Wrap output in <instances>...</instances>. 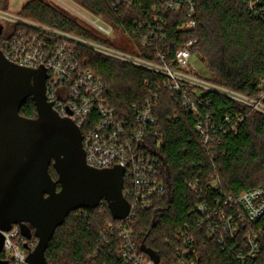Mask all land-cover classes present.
Instances as JSON below:
<instances>
[{
  "label": "trees",
  "instance_id": "obj_1",
  "mask_svg": "<svg viewBox=\"0 0 264 264\" xmlns=\"http://www.w3.org/2000/svg\"><path fill=\"white\" fill-rule=\"evenodd\" d=\"M76 1L110 23L116 37L127 43L129 50L115 45L92 25L48 0L25 2L20 15L149 60L155 59L158 48L167 51L172 58L178 46L189 39H197L193 54L215 81L251 97L259 93L258 83L264 76V19L252 17L243 0H196L198 25L195 31H176V25L182 19L176 13H170L165 42L152 41L146 46L132 37L133 24L135 20L144 18L145 8L155 0H144V9L124 7L118 11L113 10L107 0ZM8 5L9 0H0L1 9L8 10ZM18 27L16 25L15 29ZM2 36L0 30V41ZM78 50L87 60V67L103 79L108 100L126 126H136L134 108L145 102L151 90L158 93L154 115L162 144L157 146L158 137L151 129L143 148L159 157L160 176L165 189L163 195L154 197L151 208L140 210L133 220V233L141 244L140 252L144 253L142 244L145 243L159 254L162 264H171L176 247L186 237L193 239L199 264H264V243L255 257L240 262L235 253L230 249L222 250L217 240L198 226L200 214L196 206L200 200L187 185L188 180L198 178L201 185L207 187L217 172L227 193L238 194L246 189L264 187V114L251 112L237 134L227 135L219 144L209 148L202 143L196 131L195 118L184 108L180 95L158 86L165 75L91 47L79 46ZM203 98L209 101L203 110L210 112L215 122H223L228 114L249 111L246 105L217 92L210 91ZM20 113L26 117L37 116L31 97L25 101ZM50 172L57 179L58 174L52 165ZM208 192L218 193L211 189ZM116 221L118 219L113 217L105 200L96 208L71 212L49 243L47 263L125 264L121 256V239L114 236L108 244H103L101 239L107 224ZM259 224L264 225V216ZM32 232V237L37 239L33 228ZM239 240L244 247L243 232ZM239 247L231 243L233 251Z\"/></svg>",
  "mask_w": 264,
  "mask_h": 264
},
{
  "label": "built area",
  "instance_id": "obj_2",
  "mask_svg": "<svg viewBox=\"0 0 264 264\" xmlns=\"http://www.w3.org/2000/svg\"><path fill=\"white\" fill-rule=\"evenodd\" d=\"M55 1L69 6L65 0ZM107 1L115 11L124 7L144 9V0ZM243 2L252 17L264 19V0ZM196 5V0H155L149 8H145L144 18L134 21L132 37L144 46L157 40L165 42L170 13H176L182 19L176 25V31H195L198 25L195 19ZM75 12L82 14L76 10ZM84 16L98 31L116 36L114 27L101 16L95 15L98 18L94 20ZM6 21L12 22L14 29L8 38L0 41L1 50L8 60L19 66L46 68L47 99L61 116L71 118L80 127L87 164L98 169L116 165L124 168L123 193L128 198L129 213L126 217L107 224L101 234L103 244H108L110 238L118 236L125 264H162L161 257L159 263H155L145 252H140L141 244L135 239L132 227L136 214L140 210L151 208L154 197L163 195L165 189L160 176L159 157L143 148L151 129L158 137L157 146L162 144V135L155 127L157 119L154 115L158 93L151 90L145 102L134 108L136 126H126L108 100L103 79L87 67V60L82 58L79 46L91 47L165 75L166 78L158 86L180 95L184 108L195 118L196 131L202 143L209 148L219 144L225 136L237 134L251 112L264 114V76L258 83L259 93L251 97L229 89L213 78H204L197 71L192 64V49L197 39H189L178 46L172 58H169L167 51L158 48L155 59L149 60L21 15L13 16L0 8L2 32ZM16 25L19 27L15 29ZM210 91L246 105L248 113L228 114L223 122H215L212 114L203 110L209 105V101L203 96ZM187 185L200 200L196 206L200 214L198 226L209 237H214L222 250L230 249L240 262H245L260 252L264 243V225L259 224L264 216V187L246 189L238 194L227 193L222 188L217 172L207 187L202 186L198 178L188 180ZM210 189L218 193L209 194ZM242 232L244 247L239 243ZM3 234L5 242L2 259L7 264H27V256L37 246L38 238L23 236L19 225H13L11 230L3 231ZM192 242V238H183L182 244L176 247L171 264H199ZM231 243H235L236 247L240 246L239 249L233 251Z\"/></svg>",
  "mask_w": 264,
  "mask_h": 264
},
{
  "label": "water",
  "instance_id": "obj_3",
  "mask_svg": "<svg viewBox=\"0 0 264 264\" xmlns=\"http://www.w3.org/2000/svg\"><path fill=\"white\" fill-rule=\"evenodd\" d=\"M47 79L46 68L19 66L0 48V264L8 263L1 257L3 231L13 225H19L27 238L32 237L33 228L38 237L27 264H48L49 243L71 212L96 208L105 200L115 219L129 213L123 193L124 168L98 169L87 164L82 131L48 101ZM30 97L36 117L20 113ZM51 165L57 179L50 172ZM142 249L159 263L155 250L145 243Z\"/></svg>",
  "mask_w": 264,
  "mask_h": 264
},
{
  "label": "rangeland",
  "instance_id": "obj_4",
  "mask_svg": "<svg viewBox=\"0 0 264 264\" xmlns=\"http://www.w3.org/2000/svg\"><path fill=\"white\" fill-rule=\"evenodd\" d=\"M29 0H9V5H8V10L7 12L10 13L13 16H20V11L22 9L23 3L27 2ZM50 1L52 4L59 6L60 8L64 9L65 11L69 12L70 14H74L76 16L79 17V20L82 19L83 21L87 22L88 24H90V22L86 19V17L84 15H86L87 17H89L90 19H97L98 17L95 16L93 13L89 12L87 9H85L84 7H82L76 0H65L69 6L65 5V4H61L58 1L55 0H48ZM72 7V8H71ZM74 9V10H73ZM78 11L82 14H79L77 12ZM84 14V15H83ZM91 25V24H90ZM13 23L10 21H6V26H5V30L3 32V36H2V40L8 38L12 32L13 29ZM102 33V32H101ZM104 35V37L106 39L112 40L115 45H121V48L123 49H127V43H123L120 40V37H116V36H108L104 33H102ZM129 49H127L128 51ZM126 52V51H125ZM192 64L194 65V67L197 69V71L204 76V78L210 79L212 78L211 73L207 70V68L199 61V58L193 54L192 55Z\"/></svg>",
  "mask_w": 264,
  "mask_h": 264
},
{
  "label": "crops",
  "instance_id": "obj_5",
  "mask_svg": "<svg viewBox=\"0 0 264 264\" xmlns=\"http://www.w3.org/2000/svg\"><path fill=\"white\" fill-rule=\"evenodd\" d=\"M24 4V3H23Z\"/></svg>",
  "mask_w": 264,
  "mask_h": 264
}]
</instances>
